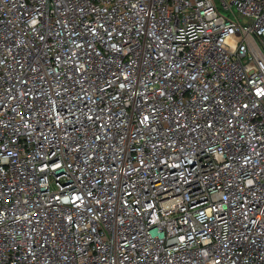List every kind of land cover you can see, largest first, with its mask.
<instances>
[{
	"label": "built area",
	"instance_id": "2783aa9c",
	"mask_svg": "<svg viewBox=\"0 0 264 264\" xmlns=\"http://www.w3.org/2000/svg\"><path fill=\"white\" fill-rule=\"evenodd\" d=\"M0 264H264V0H0Z\"/></svg>",
	"mask_w": 264,
	"mask_h": 264
},
{
	"label": "rangeland",
	"instance_id": "374dc122",
	"mask_svg": "<svg viewBox=\"0 0 264 264\" xmlns=\"http://www.w3.org/2000/svg\"><path fill=\"white\" fill-rule=\"evenodd\" d=\"M216 2H217V0H215ZM223 14H225V13H223Z\"/></svg>",
	"mask_w": 264,
	"mask_h": 264
}]
</instances>
